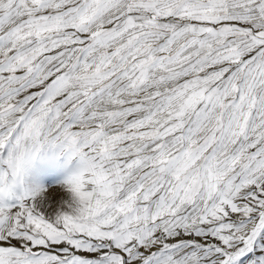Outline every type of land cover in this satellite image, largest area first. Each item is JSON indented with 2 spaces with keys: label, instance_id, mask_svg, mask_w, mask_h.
Returning <instances> with one entry per match:
<instances>
[{
  "label": "snow or ice",
  "instance_id": "obj_1",
  "mask_svg": "<svg viewBox=\"0 0 264 264\" xmlns=\"http://www.w3.org/2000/svg\"><path fill=\"white\" fill-rule=\"evenodd\" d=\"M0 264H264V0H0Z\"/></svg>",
  "mask_w": 264,
  "mask_h": 264
},
{
  "label": "rangeland",
  "instance_id": "obj_2",
  "mask_svg": "<svg viewBox=\"0 0 264 264\" xmlns=\"http://www.w3.org/2000/svg\"><path fill=\"white\" fill-rule=\"evenodd\" d=\"M76 167V160L53 153L41 154L34 163L33 183L45 190L44 196L52 198V205L61 201H70V195L63 187V181Z\"/></svg>",
  "mask_w": 264,
  "mask_h": 264
},
{
  "label": "clouds",
  "instance_id": "obj_3",
  "mask_svg": "<svg viewBox=\"0 0 264 264\" xmlns=\"http://www.w3.org/2000/svg\"><path fill=\"white\" fill-rule=\"evenodd\" d=\"M63 189L69 193L70 195V203L68 201H64L67 205V211H61L62 213H66L69 215H79L84 208V202L80 201L78 197H75L73 193L70 192L69 187L65 184H62Z\"/></svg>",
  "mask_w": 264,
  "mask_h": 264
},
{
  "label": "bare ground",
  "instance_id": "obj_4",
  "mask_svg": "<svg viewBox=\"0 0 264 264\" xmlns=\"http://www.w3.org/2000/svg\"><path fill=\"white\" fill-rule=\"evenodd\" d=\"M52 209L54 210V212H61V211H67V205L59 200L57 202H55L53 205H52Z\"/></svg>",
  "mask_w": 264,
  "mask_h": 264
}]
</instances>
